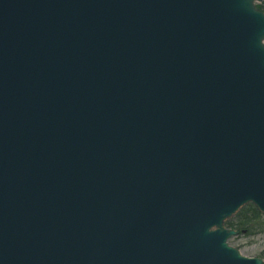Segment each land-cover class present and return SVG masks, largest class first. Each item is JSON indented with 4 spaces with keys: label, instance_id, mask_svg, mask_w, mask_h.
I'll use <instances>...</instances> for the list:
<instances>
[{
    "label": "water",
    "instance_id": "water-1",
    "mask_svg": "<svg viewBox=\"0 0 264 264\" xmlns=\"http://www.w3.org/2000/svg\"><path fill=\"white\" fill-rule=\"evenodd\" d=\"M261 2L0 0V264H263Z\"/></svg>",
    "mask_w": 264,
    "mask_h": 264
},
{
    "label": "rangeland",
    "instance_id": "rangeland-1",
    "mask_svg": "<svg viewBox=\"0 0 264 264\" xmlns=\"http://www.w3.org/2000/svg\"><path fill=\"white\" fill-rule=\"evenodd\" d=\"M263 5L259 7V10L262 12H264ZM246 207L254 208L252 204L243 206L234 216L224 222V228L229 229L230 226L233 227L236 224L235 220L241 213H244ZM261 216L263 221H259L260 226L257 228L259 231L247 229L239 233L235 230L237 235L228 240V246L238 250L246 258H261L264 260V215ZM251 228H255V226L251 225ZM247 231L250 232L247 233Z\"/></svg>",
    "mask_w": 264,
    "mask_h": 264
},
{
    "label": "trees",
    "instance_id": "trees-1",
    "mask_svg": "<svg viewBox=\"0 0 264 264\" xmlns=\"http://www.w3.org/2000/svg\"><path fill=\"white\" fill-rule=\"evenodd\" d=\"M262 219V216L254 208L246 207L244 213H241L235 220L236 224L233 227L230 226L229 229L236 230L239 233L247 229L251 231L258 230L257 228L260 226L259 221H263ZM251 225H254L255 228H251ZM249 232L250 231H247V233Z\"/></svg>",
    "mask_w": 264,
    "mask_h": 264
}]
</instances>
